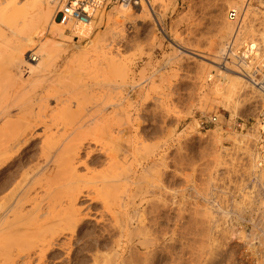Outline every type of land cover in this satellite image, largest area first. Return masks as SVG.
I'll return each mask as SVG.
<instances>
[{"label":"rangeland","instance_id":"obj_1","mask_svg":"<svg viewBox=\"0 0 264 264\" xmlns=\"http://www.w3.org/2000/svg\"><path fill=\"white\" fill-rule=\"evenodd\" d=\"M13 1L0 0V4L6 8L5 12L0 11V70L3 69L0 71V107H5L2 105L5 98L9 103L5 107L9 111L4 109L5 117L0 119V137L16 133L21 117L42 114L47 109L44 113L52 115L54 112L52 116L60 113L68 119L69 132L65 134L68 135L83 117L88 118L95 113L96 105L114 104L115 108L104 113L110 120L111 117L115 119L111 120L110 127L111 132L114 130L113 136H108L110 124L102 123L107 119L104 117L99 124L102 123L105 128L101 129L100 126L98 136L103 144L99 138L101 146L88 144L90 148L87 147L75 162L77 172L80 176H89V171L90 175L105 174L111 177L110 173L114 172L109 168L111 157L117 161L113 164L118 163L125 171L129 167L126 172H130L126 177L124 171L125 178L120 187L116 184V188L115 185L109 187L113 191L103 190L105 194L108 192L110 199L104 196L110 203L109 208L101 199L93 201V192L90 194L92 198L83 197L78 202L83 222L77 232L60 237L46 254L45 260L34 256V251L38 252V248H34L31 264H38L39 260V264H233L232 258H229L232 255L231 245L242 241L235 233L243 230L247 234L259 229L262 218L256 206L264 194V181L254 177L253 155L258 149L264 96L247 84L248 90L244 87L236 99L229 102L225 84L232 77L229 70L220 68L225 53L222 54L221 50L225 43H229L234 32L228 20V13L233 9H245L244 36L247 34L245 37L251 36L264 45L261 37L264 35V0L252 5L247 4L249 0H149L147 14L132 17L115 30L110 29L106 20L108 26H96L88 39L66 43L68 51L48 41L49 38L38 42L41 38H37V34L41 27L36 18V0ZM10 3L12 5L7 8ZM101 35L111 37L106 42L108 44L104 43L107 49L101 48L103 52L91 47L93 40ZM104 53L114 58L115 65L120 63L119 68L105 65L99 56L103 57ZM84 56L88 58L86 66ZM79 57H83V64ZM214 58L217 61L212 65L209 61H214ZM77 59L79 64L76 63ZM78 65L84 67L79 70ZM13 94L16 95L11 101ZM11 102L17 103L11 106ZM23 103H28V106H23ZM16 106L23 110L15 109ZM213 117L218 118L216 124L210 122ZM52 130L54 134V128ZM36 132V138L1 170L0 174L4 175L0 180L17 173L18 162L26 158L34 160L32 165L53 169V181L47 178L52 181H49V186L52 184L50 191L46 188L45 180L40 184L38 177L35 179L43 188L39 189L37 184V192L34 193L42 198L45 209L51 194H55L56 190H68L64 187L69 179L68 176V181L63 176L60 179L59 176L58 179L54 177L64 171V155L62 159L59 158L60 161L57 157L61 153L51 152L52 157V153L54 156L56 154L53 160L58 161V165L52 161L57 166L55 169V165H49L51 161L45 163L42 154L45 136L40 130ZM181 147L185 159L177 171L174 166L175 154ZM135 148L140 149L135 151ZM90 151L93 153L87 154ZM107 181L112 183L114 179L111 177ZM59 197L66 205V194L60 193ZM254 198H257V203ZM28 208L30 210L32 207L29 205ZM140 221L144 222L142 229L137 223ZM125 230L129 231L130 236ZM39 234H33L32 241ZM3 240L0 241V264H6L8 258H15L21 250L14 241ZM140 241L142 246L138 245ZM144 246H148V249ZM236 251L234 256L237 254L240 260L244 257V264H254L258 255L264 252V243L254 257L247 256L244 249V252ZM23 256L20 260L17 258L15 264H30L27 255Z\"/></svg>","mask_w":264,"mask_h":264},{"label":"bare ground","instance_id":"obj_2","mask_svg":"<svg viewBox=\"0 0 264 264\" xmlns=\"http://www.w3.org/2000/svg\"><path fill=\"white\" fill-rule=\"evenodd\" d=\"M15 1V0H14ZM13 1V3H14ZM58 1L59 0H36L35 1V4H36V7H37V20L40 24V32H38L37 34V38H41V39H38V42H40V40H43V39H46V38H49L48 41L50 40V42H53V44H55L56 46L64 49V50H67L68 47L66 43L70 42V41H73L74 43H78L76 40H80L82 38H86L88 39L89 37H91L94 33V30H95V27L98 26L100 27L102 24H106V20H108L107 23L110 24V29H113L115 30V28H118L120 26H123L124 24H126L127 20L132 18V17H138V15H142V14H147V8L146 6L148 5L149 0H142V2H140L139 4H137L136 6H128V5H116V6H113L112 9H110V11L108 10H102L100 12H97L96 15H95V18L91 21V23L87 26H80V27H74V28H67V27H64L62 25H60L58 19L56 18V8H57V5H58ZM151 1V0H150ZM248 4V2H247ZM9 5H12L11 3L10 4H7V8L9 7ZM55 6V7H54ZM150 6V4H149ZM55 9V11H52ZM5 7L0 4V11L1 12H5ZM233 10H236V11H239L241 12L240 10L238 9H233ZM232 11V10H231ZM243 11V10H242ZM53 12V13H52ZM1 14V13H0ZM229 14V13H228ZM245 15H246V12H245V9H244V16H243V23L240 27V30H239V34L236 38V43L239 42V45H242V44H245L248 42V44H252V45H256L258 46L259 50H260V57H264V45L261 44V42L258 40V39H252L251 36H247L245 37L244 36V20H245ZM142 17V16H141ZM144 17V16H143ZM146 17V16H145ZM136 19V18H135ZM27 20V19H26ZM228 20L229 22L233 25L234 27V30H232L233 32V35L235 33V25L232 23V21L229 19V16H228ZM133 21V20H132ZM130 24V22H129ZM227 24V23H226ZM107 25V24H106ZM108 26V25H107ZM230 27V26H229ZM224 28V27H223ZM228 29V28H227ZM108 34V33H107ZM111 34V32H109V35ZM225 34V33H224ZM262 34V33H261ZM264 34V33H263ZM262 34V35H263ZM108 35V37L106 35H101V36H97L95 40H93V43H92V46L93 49L95 50H99V51H102L106 48V46L104 47V43H106L108 40H110V36ZM232 35V34H231ZM232 35V36H233ZM22 36V34L20 35ZM27 35H25L26 37ZM36 38V36H34ZM263 39H264V35L261 36ZM79 38V39H78ZM232 38V37H231ZM230 38V39H231ZM222 39V38H221ZM218 40V39H217ZM220 40V39H219ZM218 40V41H219ZM226 40V39H225ZM25 42V41H24ZM72 42V43H73ZM263 42V40H262ZM21 43V42H20ZM19 43V44H20ZM103 43V44H102ZM223 43V42H222ZM108 44V43H106ZM105 44V45H106ZM21 45V44H20ZM23 45V44H22ZM43 45V44H42ZM94 45V46H93ZM226 45V43H225ZM223 45V48L221 50L222 54L223 52L225 51V48L226 46ZM44 46V45H43ZM220 46V45H219ZM225 46V48H224ZM71 48V47H69ZM99 48V49H97ZM101 48H103L101 50ZM109 49V48H108ZM221 49V48H220ZM91 50V49H90ZM94 50V51H95ZM68 51V50H67ZM184 51V49H183ZM5 52V51H4ZM103 52V51H102ZM187 52V51H185ZM220 52V51H219ZM218 52V53H219ZM112 53V52H111ZM184 53V52H183ZM12 55V54H11ZM197 55V53H196ZM101 56V58L103 59V62L105 65H112V66H115V67H118L120 65L116 64V61L114 60V58L108 56V54H105L103 55H99ZM99 56H97V59L99 58ZM33 57V54L31 55L30 58ZM91 57V55L89 56ZM116 57V56H115ZM202 57V56H201ZM215 58H217V56L214 55ZM13 58V57H12ZM81 57H79L80 59ZM83 58V57H82ZM81 58L80 61H82L83 59ZM84 60H85V66H86V60L88 61V58L86 56H84ZM87 58V59H86ZM96 58V56H95ZM99 58V60L101 59ZM117 58V57H116ZM214 58V61H209L212 65L216 64L215 61H217V59ZM35 59V58H33ZM76 61V63L78 62V60ZM101 59V60H102ZM84 60L82 61V64L84 62ZM93 60V59H91ZM96 61V59H94ZM90 61V60H89ZM12 62V61H11ZM34 62V61H33ZM92 62V61H91ZM4 63V62H3ZM10 63V62H9ZM102 63V61H101ZM122 63V62H121ZM79 64V63H77ZM76 64V65H77ZM88 64V63H87ZM96 64V63H94ZM123 64V63H122ZM91 65V63H90ZM88 65V66H90ZM92 65H93V62H92ZM125 65V64H124ZM221 65V64H220ZM4 66V65H3ZM6 66V65H5ZM84 67V65H82ZM80 65L77 66V68L79 67V70H80V67H82ZM3 68V67H2ZM76 68V67H75ZM119 68V67H118ZM124 68V67H122ZM222 70H226L228 71L229 70V74L231 75L232 79L228 82H226L225 84V87L227 89V92H228V100L229 102H231L232 99H236V96H238L242 90H244L245 88L247 89V84H248V81L246 78L242 77L240 72L236 69V70H232V69H226L224 68L223 66L220 67ZM82 69V68H81ZM92 69V68H91ZM215 69V68H214ZM10 70V69H9ZM125 70V69H124ZM1 71V70H0ZM3 71V69H2ZM1 71V72H2ZM5 71V70H4ZM7 71V70H6ZM86 71V70H84ZM225 73V72H224ZM228 74V73H227ZM10 79V78H9ZM227 80V79H226ZM86 82V81H85ZM22 83V82H21ZM153 83V82H151ZM10 85V84H9ZM150 85V84H149ZM2 87V86H1ZM14 87V86H13ZM158 87V86H157ZM245 87V88H244ZM250 87V86H249ZM87 88V87H86ZM153 88V87H151ZM252 88V87H251ZM254 89V88H253ZM152 90V89H151ZM155 90V89H154ZM248 90V89H247ZM252 90V89H251ZM14 91V90H13ZM86 91V90H85ZM18 92V91H17ZM16 92V93H17ZM87 92V91H86ZM257 93H260L262 96L263 93L256 90ZM6 93V92H5ZM84 93V92H83ZM259 94V95H260ZM11 96V94H9ZM14 95L16 94H13L12 97H10V100L13 99ZM87 95V94H86ZM95 95V94H94ZM92 96V95H90ZM89 97V95H88ZM261 97V96H260ZM262 98V97H261ZM6 99V98H5ZM3 101V107L5 106H9V103L7 101ZM150 99V98H149ZM98 100V99H97ZM12 101V100H11ZM14 101H16L14 99ZM99 101V100H98ZM5 102V103H4ZM8 105H6L7 103ZM18 102V101H17ZM16 102V103H17ZM45 103V101H43ZM129 102V101H128ZM148 102V101H147ZM11 102V106L16 103H13ZM98 103V102H97ZM96 103V104H97ZM160 103V102H159ZM0 104H1V101H0ZM5 104V105H4ZM24 104V103H23ZM42 104V103H41ZM69 104V103H68ZM95 104V105H96ZM100 104V102L98 103ZM13 105V106H14ZM28 106V103H25L23 106ZM30 105V104H29ZM70 105V104H69ZM68 105V106H69ZM79 105V104H78ZM82 105V104H81ZM11 106L9 108H11ZM26 106V107H27ZM65 106V105H64ZM80 106V105H79ZM92 106V105H91ZM2 108L0 107V119L3 120V118L5 117V114L8 109L6 108ZM25 107V108H26ZM42 107L47 109V107H45L43 104H42ZM63 107V106H62ZM70 107V106H69ZM93 107H94V103H93ZM122 107V106H121ZM123 107H126V106H123ZM16 108H21V107H15ZM76 108V107H75ZM78 108V107H77ZM86 108V107H85ZM115 108L114 104H111V105H96L95 106V111L93 109V111L95 112L94 114L92 113V115L88 116V118L86 117H83V119L81 121H79L77 124L76 127L74 126V130L71 131L68 135H65L67 134L69 131L67 130V126L69 125L68 123V119H65L63 117V115H61L59 112H60V109H59V116L61 115L63 117V119H61V116L59 118H57V116H52L53 113H51L52 115H49L46 113H44L45 111H48L45 110L42 114H32L28 117H21L20 119H18V124L20 125L18 131L16 133H14L12 136H9V137H4L3 135H1L2 139L4 140H0V172L1 170L3 169L4 170V167H6L10 162H12L14 160V156L20 151L22 150L24 147L28 146V144H30L35 138L36 136L38 135L36 132L37 130H40L44 133V136H45V140L43 141V150H42V154H43V157L44 159L46 160L45 163H48L49 161V165L50 163H52V161H55L53 160V157L56 156L57 153H61V156L64 155V158L63 156L61 157L60 155H58L59 157H57L58 159L59 158H63L64 160H62V163H64V171L62 173H59V175H54V177L56 179H58V176H59V179H60V176H63L64 179H67L66 177L68 176V179H69V183L67 186H65L64 184V189H68L67 191H57L56 189H54V191L56 190L55 194H51L52 196L50 197L49 195V200L48 202L45 201V203L47 202V208H43L42 207V203L44 202L42 200V198H40V196L38 197V194H35L34 191L36 189V185L38 184L39 186V189L40 188H43L41 187V181L45 180V183L47 185L44 186L46 188H48V191L49 190V187H52V184L51 186L50 185V182H52V171L53 169H48L46 170L45 169V173H43L42 171L44 169H42V166H40L39 164L38 165H32L34 160L32 158H26V160H22L20 162H18L17 164V167H18V172L17 173H13L12 176L8 177V175H6L3 179L0 180V237H2L1 239H5V241H8L9 240H12L14 241L15 244H17L18 246H20L21 250L17 253L15 251L16 255L15 258L12 254V258L10 257V260L7 259V263L6 264H15L16 262V259L18 258H21L23 256V254L26 255L23 256V257H26L28 259V263L31 264V259H32V251H34V248L38 250V252L35 250V254L34 256H36V258L40 259L41 261L42 260H45L44 258L46 257V254L50 251V249H53V246L56 245L55 242L60 238V237H64V235H66L67 233L71 234V235H74L78 228L80 227L81 223L83 222V218H82V213H81V208L78 207V202L84 197L88 198L90 196V194H93L95 195L94 198H92V195L90 196V198H92L93 201H95V199H101L102 202L104 204L107 205V208H109L108 206L110 205V203H108V199L109 196H107V193H103V190H109V187L113 188V185H115V188L117 187L116 184L119 186L121 185L120 183L123 182V178H125V172L127 171V169L129 168H125V170H122L121 169V166L117 164H113V162L115 161V158L111 157L109 158L110 159V165H109V168L113 169V173H110L111 177L114 179V181L111 183L110 181H107V179H111L110 176H106L103 172L104 175H90L91 172L88 171V175H84V176H80V174H78L77 172V167L78 166L75 162L76 160L78 159L79 155L84 152V150L90 146H88L89 143H92L94 145H100L102 142H101V137H98L99 136V132L100 131V128L102 127V123L105 124V122H107V124L109 125V131L110 128L112 125V122L111 120H115V119H112L111 117V120L110 118H108V116H104V113H107L106 111L107 110H111ZM128 108V107H127ZM5 109V111H4ZM23 110V108H21ZM20 109V110H21ZM67 109H70L67 107ZM122 109V108H121ZM131 109V108H129ZM65 110V109H64ZM71 110V109H70ZM84 110V109H83ZM168 110V109H167ZM261 110V109H260ZM9 111V110H8ZM76 111V110H75ZM115 111V110H114ZM156 111V110H155ZM22 112V111H21ZM126 112V111H125ZM129 112V111H128ZM8 113V112H7ZM11 113V112H10ZM41 113V112H40ZM72 113V112H71ZM69 112V114H71ZM81 113V112H80ZM169 113V112H168ZM57 114V112H56ZM83 114V113H82ZM113 115V114H111ZM68 116V115H67ZM103 116V117H102ZM128 116V115H127ZM66 117V116H65ZM107 118L106 120H104L105 118ZM110 117V115H109ZM115 117V116H114ZM103 118V119H102ZM80 119V118H79ZM104 120V121H103ZM103 121V122H102ZM117 121V120H116ZM120 121H123L120 120ZM131 121V120H130ZM100 122L101 125L99 124ZM115 123V121H114ZM116 124V123H115ZM122 124V123H121ZM130 125V124H129ZM132 125V124H131ZM101 126V127H100ZM105 126V125H104ZM103 126V127H104ZM103 127L101 129H103ZM43 128V129H42ZM54 128V134L52 133L53 132V129ZM105 128V127H104ZM108 128H107V132H108V136L110 134V137L113 136V131L112 132L108 131ZM70 129V128H69ZM118 129V128H117ZM123 129V128H122ZM56 130V131H55ZM105 130V129H104ZM103 130V131H104ZM67 131V132H66ZM79 131V132H78ZM106 132V131H104ZM104 134V133H103ZM119 134V133H118ZM253 134V133H252ZM106 135V134H105ZM107 136V135H106ZM115 136V135H114ZM255 136V135H254ZM103 137V135H102ZM109 137V138H110ZM117 137V136H116ZM98 138L100 139V142L98 141ZM248 138V136H247ZM103 139V138H102ZM111 139V138H110ZM116 139V138H115ZM118 139V137H117ZM138 139V138H137ZM255 139V138H254ZM259 140H260V137H259ZM128 141V140H127ZM143 141V140H142ZM114 142V141H113ZM133 142V141H132ZM131 142V143H132ZM144 142V141H143ZM142 142V143H143ZM255 142V141H254ZM100 143V144H99ZM112 143V142H111ZM135 143V142H134ZM138 142L136 141V144ZM103 144V143H102ZM101 144V145H102ZM113 144V143H112ZM127 144V143H126ZM139 144V143H138ZM100 145V146H101ZM134 145V144H133ZM142 145V144H141ZM146 146V145H145ZM105 147V146H104ZM106 147H107V144H106ZM136 147V146H135ZM112 148V147H111ZM110 148V149H111ZM134 148V147H133ZM141 148H143L141 146ZM103 149V147H102ZM101 149V150H102ZM107 149V148H106ZM136 149V148H135ZM140 149V148H139ZM138 149V150H139ZM145 149V148H143ZM99 150V149H98ZM104 150V149H103ZM133 150V149H132ZM137 149L135 151H138ZM56 152L55 156L54 154L52 153L53 157L51 156V152ZM86 151V150H85ZM109 151V150H108ZM107 151V152H108ZM141 151V150H140ZM143 151V150H142ZM141 151V152H142ZM106 152V150L104 151ZM129 152V151H128ZM144 152V151H143ZM149 152V150H148ZM93 153V151H90L88 152L87 154H91ZM107 154V153H106ZM133 155V154H132ZM111 156V154H110ZM108 156V157H110ZM52 157V159H51ZM89 157V155H88ZM254 157V160H255V167L252 170L254 171V174H255V178L258 180L260 178V180L264 181V163H262L261 161V157H259L256 152L255 154L253 155ZM85 158V157H84ZM57 159V160H58ZM61 159H59L61 161ZM138 159V158H137ZM113 160V161H112ZM78 161V160H77ZM96 161V160H95ZM112 161V162H111ZM56 164L58 163V161H55ZM55 162H53L52 164L55 165ZM117 161H115L116 163ZM122 162V160H121ZM140 162V161H139ZM44 163V164H45ZM61 162H59L60 164ZM61 163V164H62ZM79 163V162H78ZM85 163V162H84ZM87 164V163H86ZM85 164V165H86ZM123 164V163H122ZM121 164V165H122ZM162 164V163H160ZM58 165V164H57ZM81 165V164H80ZM84 165V164H82ZM107 165V166H108ZM106 166V167H107ZM53 166H51L52 168ZM57 166L55 165L54 166V169L56 168ZM87 167V166H86ZM61 168V166H60ZM115 168V170H114ZM62 169V170H63ZM60 169V171H62ZM106 170V169H105ZM121 170V171H120ZM57 171V170H56ZM91 171V170H90ZM120 171V172H119ZM125 171V172H124ZM154 172V171H153ZM86 173V172H85ZM94 173V172H93ZM127 173H130V172H126V177H128ZM42 174V175H41ZM61 174V175H60ZM87 174V173H86ZM107 174V173H106ZM136 174V173H134ZM1 175L3 176L4 174H0V177ZM41 175V176H40ZM109 175V173H108ZM40 176V177H39ZM257 176V177H256ZM38 177V178H37ZM62 177V178H63ZM135 177V175H134ZM37 178V181L40 182L37 183V181H35V179ZM47 178H51L50 180H48ZM67 179V181H68ZM255 179V180H256ZM55 180V179H54ZM259 180V181H260ZM50 181V182H49ZM59 181V180H58ZM63 181V180H62ZM66 181V180H65ZM112 181V180H111ZM153 181V180H152ZM2 182V183H1ZM55 182V181H54ZM60 182V181H59ZM138 182V181H137ZM65 183V182H64ZM67 183V182H66ZM119 183V184H118ZM158 183V182H157ZM156 183V185H157ZM257 183V182H256ZM55 185V183H53ZM112 184V185H111ZM132 184V183H131ZM161 184V183H160ZM260 184V182H259ZM53 185V186H54ZM60 185V184H59ZM61 185V186H63ZM136 185V184H135ZM142 185V184H141ZM102 186V187H101ZM138 186V185H137ZM160 186V185H159ZM68 187V188H67ZM120 187V186H119ZM132 187V186H131ZM141 187V186H140ZM45 188V189H46ZM58 188V186H57ZM138 188V187H137ZM152 189V188H151ZM105 190V191H106ZM107 190V191H108ZM112 190V189H110ZM109 190V192H110ZM117 190V189H116ZM147 190V189H146ZM260 190V189H259ZM53 191V190H52ZM113 191V190H112ZM115 191V190H114ZM122 191V190H120ZM124 191V190H123ZM37 192V191H35ZM44 192H46V195H47V190H45ZM150 192V191H149ZM157 192V191H156ZM162 192V191H161ZM261 192V190H260ZM48 193H51V192H48ZM60 193H64V195L66 194V197H67V204H63L61 199H60ZM119 193V192H118ZM104 194L108 197V199L104 196ZM114 194V193H113ZM147 194V193H146ZM262 193H260L261 195ZM36 195V196H35ZM93 195V196H94ZM131 195V194H130ZM136 195V194H135ZM152 195V194H151ZM35 196V197H34ZM63 196V195H62ZM114 196V195H113ZM160 196V195H159ZM258 196V195H257ZM262 197H260V200H258V204L256 206V208L258 210H260L259 212L262 213V218H261V222H260V226H259V229H255L253 231H251L250 233H244L243 230L241 231H238V233L236 232L235 234L239 236V238L242 240H240L241 242L239 243H235V244H232L231 247H232V250H231V254L229 258H232V263L233 264H244V257L242 260L238 259V256H234V253L235 252H238L236 250H246V255L247 256H256L258 255V251L260 249V247L263 245L264 243V194L261 195ZM65 197V198H66ZM111 197V195H110ZM116 197V196H115ZM161 197V196H160ZM62 198V197H61ZM119 198V197H118ZM135 198V197H133ZM253 198V197H252ZM258 198V197H257ZM257 198L255 200V203ZM89 199V198H88ZM117 199V198H116ZM142 199V198H141ZM156 199V198H155ZM253 200V201H254ZM114 201V200H113ZM142 202H144V200H142ZM162 202V201H160ZM165 202V201H164ZM130 203H131V200H130ZM135 203V202H134ZM134 203L132 205H134ZM163 203V202H162ZM252 203V202H251ZM103 204V205H104ZM109 204V205H108ZM141 204V203H139ZM138 204V205H139ZM30 205V210H27V208L29 207ZM159 205V204H158ZM254 205V204H253ZM80 206V205H79ZM140 206V205H139ZM163 206V205H162ZM133 207V206H132ZM135 207V205H134ZM138 207V206H136ZM155 207V206H154ZM83 208V207H82ZM104 208V206H103ZM106 208V206H105ZM29 209V208H28ZM134 209V208H133ZM138 208H136L137 210ZM254 209V208H253ZM106 210V209H105ZM108 210V209H107ZM144 210V208H143ZM251 210V209H250ZM103 211V210H102ZM134 211V210H133ZM242 211V210H241ZM110 212V211H108ZM152 212V211H151ZM258 212V211H257ZM105 213V212H104ZM113 213V212H112ZM115 213V212H114ZM121 214V213H120ZM123 214V213H122ZM127 214V213H125ZM145 214V213H144ZM260 214V213H259ZM87 215V214H86ZM134 215V214H133ZM85 216V215H84ZM120 217V216H119ZM144 217V216H143ZM142 218V217H141ZM101 219V218H100ZM129 219V218H128ZM133 219V218H132ZM116 220V219H115ZM170 220V219H169ZM131 221V220H130ZM144 221V220H143ZM143 221H140V222H137L138 223V226H140L142 229L143 227ZM190 221V220H189ZM116 223H118L116 221ZM256 223V222H255ZM259 223V222H258ZM110 224V223H109ZM114 224V223H112ZM131 224V223H130ZM128 225V224H127ZM115 226H118L115 225ZM125 226V225H124ZM146 226V225H145ZM205 226V225H203ZM112 227V226H111ZM127 228V227H126ZM125 228V229H126ZM206 228V227H205ZM129 229V228H128ZM166 229V228H165ZM182 229V228H181ZM145 230H148V229H145ZM121 231V230H120ZM126 231V230H125ZM128 231V230H127ZM126 231V232H127ZM132 231V230H131ZM163 231V230H162ZM126 232L125 235H126ZM137 233V230L135 231ZM140 232V231H139ZM142 232V231H141ZM212 232V231H211ZM235 232V230H234ZM233 232V233H234ZM35 233H40L39 234V237L35 240V241H32V236L33 234ZM128 235L127 236H130L129 235V231L127 232ZM143 234H146V232H142ZM161 233V232H160ZM164 233V232H163ZM205 233V232H204ZM134 234V233H132ZM138 234V233H137ZM142 234V235H143ZM179 234V233H178ZM208 234V233H207ZM235 234L233 235V237L235 236ZM124 236V234H122ZM121 235V236H122ZM140 235V234H139ZM141 235V236H142ZM134 236V235H133ZM136 236V235H135ZM146 236V235H144ZM143 236V237H144ZM73 237V236H72ZM132 237V236H131ZM138 237V236H136ZM160 237V236H159ZM71 238V237H70ZM125 238H127L125 236ZM146 238V237H145ZM147 239V238H146ZM0 240V241H2ZM70 240V239H69ZM81 240V239H80ZM117 240V239H116ZM144 240V238L142 239ZM156 240V239H155ZM184 241V240H183ZM4 242V240L2 241ZM132 242V241H131ZM138 242V240H137ZM136 242V243H137ZM147 242V241H145ZM149 242V241H148ZM160 242V241H159ZM12 243V242H11ZM68 244V243H67ZM5 245V244H4ZM11 245V244H10ZM16 245V246H17ZM117 245V244H116ZM138 245H141V241H140V244ZM143 245H144V242H143ZM145 245H147L145 243ZM150 245V244H149ZM17 246V248H18ZM142 246V245H141ZM37 247V248H36ZM111 247V246H110ZM148 249V246H144ZM55 248V247H54ZM230 248V247H229ZM263 248V247H262ZM8 250V249H7ZM230 250V249H229ZM52 251V250H51ZM152 252V251H151ZM241 252V251H240ZM244 252V251H243ZM11 253V252H10ZM212 253V252H211ZM10 255V254H9ZM8 255V257H9ZM22 255V256H21ZM145 255V254H144ZM151 255V254H150ZM149 255V256H150ZM11 256V255H10ZM33 256V257H34ZM223 256V255H222ZM251 256V257H252ZM259 256V255H258ZM6 257V256H5ZM103 257V256H102ZM131 257V256H130ZM241 257V256H239ZM7 258V257H6ZM96 258V257H95ZM128 258V257H127ZM126 258V259H127ZM22 259V258H21ZM211 259V258H210ZM209 259V260H210ZM226 259V258H225ZM224 259V260H225ZM248 259V257H247ZM20 260V259H19ZM18 260V261H19ZM26 260V259H25ZM39 260V263L41 262ZM125 260V259H124ZM196 260V259H195ZM223 260V259H222ZM231 260V259H230ZM121 261V260H120ZM131 261V260H130ZM103 262V261H102ZM101 262V263H102ZM112 262V261H111ZM115 262V261H114ZM123 262V261H122ZM247 262V261H246ZM245 262V263H246ZM255 262V260H254ZM25 263V262H24ZM23 263V264H24ZM38 263V264H39ZM220 263V261H219ZM229 263V261H228ZM27 264V262L25 263ZM98 264V263H97ZM222 264V263H220Z\"/></svg>","mask_w":264,"mask_h":264},{"label":"built area","instance_id":"obj_3","mask_svg":"<svg viewBox=\"0 0 264 264\" xmlns=\"http://www.w3.org/2000/svg\"><path fill=\"white\" fill-rule=\"evenodd\" d=\"M261 0H249L248 3L256 4ZM142 0H59L56 8V18L60 25L67 28L87 26L95 18L97 12L111 9L116 5L136 6ZM229 19L235 25V33L226 46L225 53L221 58V66L226 69L236 68L242 77L246 78L248 84L263 93L264 95V57H260L258 46L252 44L236 43L242 25L244 10L239 12L232 10L228 14ZM79 39V38H78ZM259 124L258 149L256 154L261 157L264 163V114ZM217 117L210 119L212 124H216ZM254 264H264V252L255 260Z\"/></svg>","mask_w":264,"mask_h":264},{"label":"snow or ice","instance_id":"obj_4","mask_svg":"<svg viewBox=\"0 0 264 264\" xmlns=\"http://www.w3.org/2000/svg\"><path fill=\"white\" fill-rule=\"evenodd\" d=\"M185 159L184 153H183V147L177 151L175 154V168L177 171L180 170V165L182 164L183 160Z\"/></svg>","mask_w":264,"mask_h":264}]
</instances>
